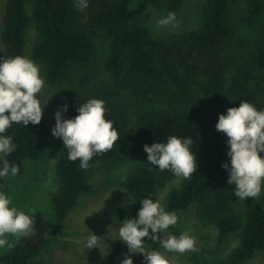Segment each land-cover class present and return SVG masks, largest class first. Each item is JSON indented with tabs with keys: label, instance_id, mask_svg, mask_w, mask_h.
<instances>
[{
	"label": "trees",
	"instance_id": "16d2710c",
	"mask_svg": "<svg viewBox=\"0 0 264 264\" xmlns=\"http://www.w3.org/2000/svg\"><path fill=\"white\" fill-rule=\"evenodd\" d=\"M135 0H88L79 9L74 0H6L2 16L0 39L6 58L22 55L25 33L33 24L35 41L33 61L42 65L47 84L57 86L72 71L83 67L97 39L108 42V67L114 85L119 90H132L144 96L151 94L147 108H139L133 123L112 99L75 95L64 102L67 118L77 115L75 108L90 98L102 99L108 111L105 118L114 122L119 137L111 150L94 156L97 160L114 157L127 146L138 164L131 170L122 186L132 199L131 217L141 207L145 197L156 200L157 193L168 184L180 181L169 193L166 210L180 211L192 203L202 207L217 229L216 242L222 244L235 233L237 243L226 260L205 258L196 248L203 264H240L264 249V190L255 199L234 211L238 197L227 183V172L221 164L228 161L226 137L215 130L218 113L238 107L241 100L257 109L264 108V24L253 43L251 52L225 79L227 46L232 41L228 21L229 0H205L202 27L187 34L173 36L165 42L154 41L132 13ZM157 5L159 0H142ZM181 0H166L167 10L176 14ZM261 0H247L246 22L261 14ZM30 10V14H28ZM165 101H159L161 99ZM46 125L21 126L13 124L4 135H10L17 145L6 157L19 166L22 175L28 160H36L45 149ZM192 137L191 150L196 156L197 170L189 178H177L170 170L147 171L143 145L166 140L168 136ZM156 166H153L155 169ZM57 188L51 193L50 220L35 213L36 232L21 238L10 251L0 255L3 264H31L45 236L55 235L67 214L76 205L79 195L93 190L87 181V170L79 167V159H68L67 149L58 138L55 165ZM4 179H0V184ZM38 228L41 236L38 238ZM179 236L170 226L161 235ZM25 242L29 243V246ZM159 241L152 242L158 250ZM96 264H120L104 256Z\"/></svg>",
	"mask_w": 264,
	"mask_h": 264
},
{
	"label": "rangeland",
	"instance_id": "374dc122",
	"mask_svg": "<svg viewBox=\"0 0 264 264\" xmlns=\"http://www.w3.org/2000/svg\"><path fill=\"white\" fill-rule=\"evenodd\" d=\"M5 2L6 0H0V32ZM204 2L205 0H181L176 12V18L180 22L178 28L157 24L158 19L168 14L166 0H159L157 5L135 0L132 13L154 41L165 42L173 36L187 34L202 27ZM261 2L264 8V0ZM229 6L228 21L232 30V41L227 46L229 55H225L227 62L225 79L235 74L237 68L247 58L264 24V9L253 22H246L247 0H229ZM35 34L34 26L31 24L25 33L21 55L32 60ZM108 53L107 40L97 39L87 63L65 76L61 83L54 87L47 84L42 65L34 60L39 65L40 73L45 80V86L38 94L42 105L47 103L41 118L47 131L45 149L39 158L26 162L22 175L6 177L0 184V190L8 192L12 197V203L21 210L28 212L29 209H35V213L39 212L44 219L50 220L52 217L49 197L57 188L55 165L58 156V137H53L50 130L55 123L53 113L67 98L84 95L97 96L104 100L112 99L117 107H127L123 110L127 113L130 123L134 122L139 108H147L146 106L149 105L151 94L144 96L129 89L116 88L113 74L108 67ZM0 58H6L1 39ZM163 100L166 99L159 101ZM63 115L67 118L66 113ZM137 164L136 158L124 145L114 157L92 162L89 165L87 181L92 184L93 190L78 196L76 205L67 214L59 232L45 236L31 264H96L104 256H109L120 263L124 254L132 256L133 264H144L142 254L129 253L127 246L119 240L115 231L117 226L113 224L114 220L123 221L131 217L134 202L126 194L122 184ZM179 183L180 181H174L157 193L156 199L160 200L165 210L171 189L177 187ZM253 199L255 198L246 197L241 201L238 198L233 206L234 211L243 209ZM176 214L179 219L173 227L179 234L188 232L195 236L196 248L201 255L210 260H226L237 243L235 233L218 245L216 226L205 215L201 206L192 203L187 209L176 211ZM87 230L104 239L105 243L101 242L97 248L88 250L83 246L89 234ZM142 240L147 243L145 248L151 251L152 241L147 238ZM9 242L13 246L0 249V255L10 251L19 240L9 236ZM158 251L164 253L171 264H203L194 251L179 254L166 252L161 246ZM240 264H264V249L256 251L252 257Z\"/></svg>",
	"mask_w": 264,
	"mask_h": 264
},
{
	"label": "clouds",
	"instance_id": "9594fccd",
	"mask_svg": "<svg viewBox=\"0 0 264 264\" xmlns=\"http://www.w3.org/2000/svg\"><path fill=\"white\" fill-rule=\"evenodd\" d=\"M79 9L88 5V0H75ZM160 26L178 28L176 14L157 20ZM45 86L40 67L26 56L16 55L0 58V179L15 177L19 166L6 159L17 145L13 138L4 133L15 123L22 127L37 125L42 118L46 104L41 103L38 94ZM48 102V101H47ZM68 105L57 107L53 113L54 125L51 135L58 137L67 149L68 159H79V167L87 170L89 161L101 153L111 150L120 136L114 122L105 118L108 109L102 99L90 98L75 108L77 115L65 118ZM215 130L226 137L227 162L221 168L227 172V183L233 187V194L241 201L246 197L256 198L264 190V108L257 109L248 101L241 100L238 107H230L225 113H218ZM192 137L170 135L166 140L143 145L147 154L144 164L147 171L170 170L177 178H189L197 170L196 156L191 150ZM153 166H156L155 169ZM141 207L135 217L113 221L115 231L129 253H140L144 264H171L170 259L158 250H147L142 238L159 241L166 252L183 254L196 250V237L188 232L179 236L161 234L177 223L175 211H167L159 199L150 196L139 201ZM31 213V214H29ZM35 209L25 212L12 203L11 195L0 190V249L11 248L9 236L16 240L34 235L36 228ZM84 241L88 250L97 248L104 239L91 231ZM120 264H133L132 256L124 254Z\"/></svg>",
	"mask_w": 264,
	"mask_h": 264
},
{
	"label": "water",
	"instance_id": "95a60500",
	"mask_svg": "<svg viewBox=\"0 0 264 264\" xmlns=\"http://www.w3.org/2000/svg\"><path fill=\"white\" fill-rule=\"evenodd\" d=\"M41 234H42V232H41V229H40V228H38V238H37V241L39 240V238H40ZM25 243H26V245H28V246H29V243H28V242H25Z\"/></svg>",
	"mask_w": 264,
	"mask_h": 264
}]
</instances>
